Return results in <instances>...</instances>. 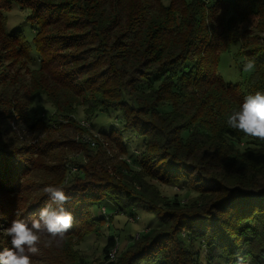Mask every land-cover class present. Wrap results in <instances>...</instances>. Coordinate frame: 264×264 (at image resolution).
Returning <instances> with one entry per match:
<instances>
[{
  "label": "trees",
  "instance_id": "obj_1",
  "mask_svg": "<svg viewBox=\"0 0 264 264\" xmlns=\"http://www.w3.org/2000/svg\"><path fill=\"white\" fill-rule=\"evenodd\" d=\"M11 1L29 9L31 34L8 27L0 11V121L58 135L44 146L20 145L0 126V252L14 250L3 230L16 220L31 226L50 203L44 188L56 186L71 197L65 237L79 242L102 229L104 219L91 210L110 200L160 219L133 251L136 264H264V140L227 124L247 96L264 94V35L253 46L240 26L241 17L262 16L264 33V0ZM225 53L243 56V65L254 60V69L226 81L219 71ZM40 94L53 103L51 114L34 108ZM79 104L88 122L120 114L122 126L102 137L146 176L208 194L201 211L183 212L178 202L158 211L114 187V157L72 140V130H84L72 117ZM129 132L137 143L130 153ZM245 139L253 147L242 150ZM67 150L84 151L87 161ZM115 244L108 239L106 256ZM40 251L33 264H75L44 244Z\"/></svg>",
  "mask_w": 264,
  "mask_h": 264
},
{
  "label": "rangeland",
  "instance_id": "obj_2",
  "mask_svg": "<svg viewBox=\"0 0 264 264\" xmlns=\"http://www.w3.org/2000/svg\"><path fill=\"white\" fill-rule=\"evenodd\" d=\"M168 3L170 0H163ZM0 11L7 19L8 27H15L23 29L28 35L31 34L30 23L26 19L29 14V9H23L18 4L11 0L0 2ZM240 26L242 29H246V33L251 36L252 45L257 43L258 37L263 36L264 33H260L258 25H260L262 16H252L249 20H243ZM251 27V28H250ZM259 35V36H258ZM236 47L233 52L237 51ZM243 56H237L232 53H225L221 55V62L219 65V71L226 81L237 82L246 77L248 72L244 71V65L242 64ZM34 108L45 116L51 114L54 110V105L44 95H38L36 97V103ZM72 117L79 122V125L84 128L83 132L78 130H72L73 141H80L82 143L89 144L93 149L97 150L98 146L106 149L113 160L111 163L115 164L116 170L110 173L105 171L101 175H112L111 182L114 187L119 186L121 189H129L131 192L137 194L140 199L147 203V206L154 207L155 210H170L175 207V202L181 203V209L183 212L197 211L198 206H203V202L209 199L208 194H203L196 191L197 186L192 189L183 188L180 186H171L164 181L158 180L151 176H146L142 170L134 164H127L132 160L128 154H121L118 150H115L110 141L102 137L101 133H109L112 128H120L122 126V120L120 114H117L118 119L114 116H107L104 113H99L92 121H87V115L85 113V106L82 104L77 105V108L73 111ZM120 119V120H119ZM0 126L6 133L7 140H12L14 143L22 144H39L40 146L46 145L44 139H55L58 132L55 134H49L44 131H32L24 125L7 124L4 122ZM65 134L68 131H63ZM101 132V133H100ZM130 132L125 133V140L128 141L129 153L133 152V148L137 144L135 139L133 143L130 141ZM60 137H58L59 139ZM247 140V141H246ZM131 142V141H130ZM251 140L245 139L240 143V148L243 150L247 146H251ZM71 157H76L78 161H87L84 158V151L73 154L74 151H66ZM198 185V184H197ZM110 199V198H108ZM210 200H212L210 198ZM112 200H110L111 202ZM103 203L101 206H94L91 213L95 217H102V229L96 233H92L84 238L82 242H79L76 238L65 237L61 246L55 245L47 247L52 254H58L64 261H74L75 264H136L135 259L132 258L133 251L143 241L147 240L148 235L152 230L149 227H154L160 219H158L151 211L144 209L142 206L129 202V205L116 206L114 208L111 203L113 201ZM168 203V204H166ZM115 209V210H114ZM201 211V210H198ZM203 214L205 213L202 212ZM212 216L210 219L216 218V211H208ZM208 214V215H209ZM213 219V220H214ZM173 226L177 222V218L170 220ZM112 238L115 241V247L112 248L109 256H106L103 249L108 241ZM148 243V241H147ZM43 252L40 251V255ZM42 264L41 260L36 262ZM173 263V262H172Z\"/></svg>",
  "mask_w": 264,
  "mask_h": 264
},
{
  "label": "clouds",
  "instance_id": "obj_3",
  "mask_svg": "<svg viewBox=\"0 0 264 264\" xmlns=\"http://www.w3.org/2000/svg\"><path fill=\"white\" fill-rule=\"evenodd\" d=\"M255 67L254 60H248L244 71ZM229 127L246 136L264 140V94L257 92L245 98L239 110L233 111L227 120ZM50 203L39 212V218H33L31 226L23 221H13L4 229V235L11 237L14 250L0 252V264H33V257L40 255V246H61L66 234L73 226V215L65 210V204L71 197L61 187L44 188Z\"/></svg>",
  "mask_w": 264,
  "mask_h": 264
}]
</instances>
